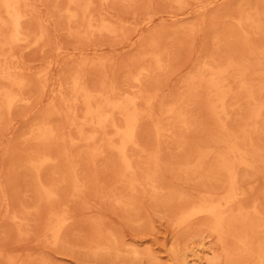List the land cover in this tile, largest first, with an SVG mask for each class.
<instances>
[{"label": "rangeland", "instance_id": "1", "mask_svg": "<svg viewBox=\"0 0 264 264\" xmlns=\"http://www.w3.org/2000/svg\"><path fill=\"white\" fill-rule=\"evenodd\" d=\"M0 18V264H264V0Z\"/></svg>", "mask_w": 264, "mask_h": 264}, {"label": "bare ground", "instance_id": "2", "mask_svg": "<svg viewBox=\"0 0 264 264\" xmlns=\"http://www.w3.org/2000/svg\"><path fill=\"white\" fill-rule=\"evenodd\" d=\"M73 5V4H72ZM9 10H10V12H12L14 15H16L17 14V6L13 3V4H11V5H9L8 7H7ZM6 8V9H7ZM5 9V8H4ZM8 17V16H7ZM1 19V18H0ZM15 22H17L16 20H14ZM14 24H16V23H14ZM17 25V24H16ZM15 25V35L16 36H18V34H19V30H18V27ZM14 26V25H13ZM14 30V29H13ZM12 54V53H11ZM10 70V69H9ZM95 165V164H94ZM139 257V256H138ZM219 263V262H218Z\"/></svg>", "mask_w": 264, "mask_h": 264}]
</instances>
